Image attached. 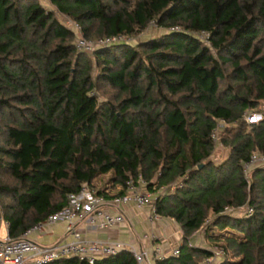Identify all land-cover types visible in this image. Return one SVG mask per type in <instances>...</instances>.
<instances>
[{"label": "trees", "instance_id": "obj_1", "mask_svg": "<svg viewBox=\"0 0 264 264\" xmlns=\"http://www.w3.org/2000/svg\"><path fill=\"white\" fill-rule=\"evenodd\" d=\"M50 3L80 37L117 40L94 47L92 59L39 0H0V215L8 237L62 209L85 183L111 197L142 180L155 212L176 221L182 236L179 254L155 264H200L211 251L191 245L199 231L224 250L216 264H264V166L245 170L264 156V0ZM151 24L161 34L129 42ZM252 112L261 119L248 121ZM217 143L227 150L221 159ZM109 171L110 187H119L113 195L94 184ZM94 264L137 262L121 251Z\"/></svg>", "mask_w": 264, "mask_h": 264}, {"label": "built area", "instance_id": "obj_2", "mask_svg": "<svg viewBox=\"0 0 264 264\" xmlns=\"http://www.w3.org/2000/svg\"><path fill=\"white\" fill-rule=\"evenodd\" d=\"M78 28L77 24H75ZM124 40L123 36L118 38ZM116 38L97 39L93 43L87 39L78 37L76 47L85 52H90L99 44L111 43ZM261 116L257 112L246 115L249 121L250 116ZM260 164L264 166V156L254 155L250 161L245 163V170L250 166ZM144 182L138 180L137 184L132 180L126 182V192L121 196H115L111 192V197L99 195L96 190L87 183L83 184L79 191L69 193L67 204L52 214L44 221L27 230L21 237L9 238L0 241V264H46L59 259L75 257L79 261L87 264H94L98 259L110 257L121 251H129L135 258L137 264H149V262L166 258L170 255L179 254L178 246H175L169 253H164L160 247H155L151 254L136 248L131 242L120 239H91L85 233L89 231H102L121 225L125 217L121 212H111L105 206L119 207L126 204H134L137 207H148L150 216L149 224L158 220L159 215L155 212L153 201L155 196L142 191ZM110 192V191H109ZM245 209H233L226 207L224 212L238 216ZM249 214L252 209H246ZM57 221L65 223V235L62 239L52 244H40L36 240L29 238L30 234H41L46 231L49 225ZM144 238L155 239V234H143ZM211 254L200 264H215L224 254L222 248L210 249Z\"/></svg>", "mask_w": 264, "mask_h": 264}, {"label": "crops", "instance_id": "obj_3", "mask_svg": "<svg viewBox=\"0 0 264 264\" xmlns=\"http://www.w3.org/2000/svg\"><path fill=\"white\" fill-rule=\"evenodd\" d=\"M107 185V190L112 193L117 191L119 188L118 186L111 188L109 183ZM105 208L111 212H121L125 217L124 222L117 227H112L102 231H89L88 233H85L86 237L91 239L112 238L128 241L131 242L136 248L142 249L148 254H151L155 247H160L164 253H169L175 246H179L181 243L182 236L180 227L176 221L170 217L159 216L158 220H156L153 224H149L148 217L151 213L148 207H137L130 203L119 207L105 206ZM54 226L63 228L64 234L61 237L62 239L65 235V223L62 221H57L52 225H49L46 231L41 234H30L28 237L38 242V240L41 239V236L52 235L54 232ZM5 228L7 235L6 223ZM146 233L155 234V239L144 238L143 234ZM195 240L197 239L195 238ZM202 247L208 248L207 246ZM149 264H155V262L151 260Z\"/></svg>", "mask_w": 264, "mask_h": 264}, {"label": "rangeland", "instance_id": "obj_4", "mask_svg": "<svg viewBox=\"0 0 264 264\" xmlns=\"http://www.w3.org/2000/svg\"><path fill=\"white\" fill-rule=\"evenodd\" d=\"M45 7H47L48 9H52L56 14H57V17L64 23L66 24L69 28L72 29L73 31V34H74V43L76 44V39L78 37H80L82 35V31L80 30V28H76L75 26V22L73 20H71L69 17H67L66 15L64 14H61L59 12H57V10L55 9V7L50 3V0H39ZM163 29L157 27L155 24H151L150 26H148L146 28V30L144 32H142L141 34L139 35H135L133 36L131 39H128L129 42H131L132 44H136L138 43L139 41L141 40H145L147 38H149L150 36L152 35H159L161 34ZM95 36V35H93ZM90 38V39H87V41H90L93 43V46L95 44L94 41H96L95 38ZM203 37V36H202ZM205 38V37H203ZM89 54L92 56V59H94L93 55H92V52L90 51ZM103 94H105V96H109L110 93L109 91H103ZM104 96V97H105ZM107 96V97H108ZM102 97V96H101ZM258 113V112H257ZM260 114V113H258ZM261 115V114H260ZM261 119V116H258L257 114L254 115V116H250L249 117V121L250 122H253V121H258ZM216 134L215 136L217 137L219 132L216 130L215 131ZM227 154V150L225 147H222L220 144H216L215 146V158L216 159H221L222 157L226 156ZM112 176V173L111 171L107 172V173H104L102 174L100 177H98L96 179V181L94 182L96 188H102L104 187L105 185L108 187V181L110 179V177ZM110 186V185H109ZM144 191V193L146 192L145 190H142ZM153 195V194H152ZM59 222V221H58ZM61 222V221H60ZM54 229V232L52 233V235H44V236H41V239L38 240V242L41 244H52L54 243L55 241L61 239V237L63 236L64 234V231H63V228L61 227H53ZM195 238L197 240H195ZM7 239V235H6V228H5V223L2 221V218H1V215H0V241H3V240H6ZM190 241H191V245L194 246V247H198V248H203L202 246H207L208 248L207 249H219L220 245H217V243L215 242H209L207 241L206 237L204 236L203 232L202 231H199V232H196L194 234V237H191L190 238ZM201 245V246H200ZM205 259V258H204ZM203 259V260H204ZM203 262V261H201ZM200 262V263H201ZM216 264V263H215Z\"/></svg>", "mask_w": 264, "mask_h": 264}]
</instances>
